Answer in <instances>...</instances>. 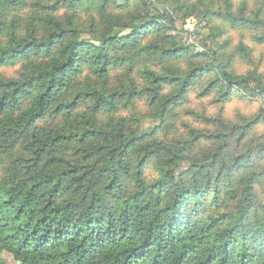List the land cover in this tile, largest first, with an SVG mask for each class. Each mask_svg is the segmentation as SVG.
Listing matches in <instances>:
<instances>
[{
	"label": "trees",
	"instance_id": "trees-1",
	"mask_svg": "<svg viewBox=\"0 0 264 264\" xmlns=\"http://www.w3.org/2000/svg\"><path fill=\"white\" fill-rule=\"evenodd\" d=\"M83 1L0 0V264H264V109L189 108L264 103V0Z\"/></svg>",
	"mask_w": 264,
	"mask_h": 264
},
{
	"label": "rangeland",
	"instance_id": "rangeland-1",
	"mask_svg": "<svg viewBox=\"0 0 264 264\" xmlns=\"http://www.w3.org/2000/svg\"><path fill=\"white\" fill-rule=\"evenodd\" d=\"M118 3H122L123 0H115ZM147 1L152 5V7L157 8V10H160L158 4L156 3L155 0H144ZM83 5H88L89 0H84L82 2ZM27 12V8L20 9L16 12L11 11L10 12V17L12 15L18 14L21 20V25L23 24L25 18L29 15V12ZM65 14L64 11H61L58 13L61 17H63ZM80 18V16L78 15ZM202 23H200L197 19L195 18H188L186 21L183 22H177L176 23V28H184L188 32H198V35H191V36H184L182 42L185 46H191L189 44V37L193 41L195 49V52H203V47L199 39H202L206 37L207 35V30H203ZM124 32L123 34H126ZM172 34V33H171ZM83 38H87L86 36H83ZM231 38L234 40V42L237 41L238 34H231ZM249 42V41H247ZM249 46L253 48V65L250 63L247 64L245 62H241L237 60V63L234 65V71L237 74L244 73L251 68L255 66H261V68L264 67V45H253L250 42L247 43ZM253 45V46H252ZM194 52V53H195ZM203 60V59H202ZM201 59H197L196 63L201 64L203 61ZM203 64V63H202ZM18 72V65L15 66H10V67H5V68H0V76L5 77V78H13L17 75ZM207 83L204 84L207 85ZM253 99V98H251ZM218 96L217 95H211L209 97H199L196 94L191 95V104H190V109L197 111L205 110L207 112V116L210 118H215V117H220L226 121V123L231 127V126H237V127H242L245 125V120L249 119H254L256 115L260 114V111L264 109V103L262 102H257V101H250V100H238L236 98H233L229 103L226 104H220L217 102ZM133 109V113L138 116L142 117L146 114L147 112V107L145 102L141 101L136 104V106ZM143 119V118H142ZM185 121L189 122V126H193L192 120L191 119H186L183 117ZM145 120V119H143ZM145 124V123H144ZM149 122L146 121L145 126H148ZM199 124V123H197ZM198 128V127H197ZM257 137L263 136L264 135V125H259L257 131L255 132ZM4 259L6 261V264H14L12 260L9 258V256L4 255Z\"/></svg>",
	"mask_w": 264,
	"mask_h": 264
},
{
	"label": "built area",
	"instance_id": "built-area-1",
	"mask_svg": "<svg viewBox=\"0 0 264 264\" xmlns=\"http://www.w3.org/2000/svg\"><path fill=\"white\" fill-rule=\"evenodd\" d=\"M188 41L191 46L194 45L193 41L190 38L188 39Z\"/></svg>",
	"mask_w": 264,
	"mask_h": 264
}]
</instances>
